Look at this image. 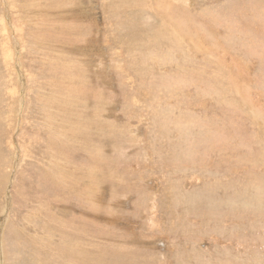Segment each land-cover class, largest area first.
<instances>
[{
  "label": "rangeland",
  "instance_id": "1",
  "mask_svg": "<svg viewBox=\"0 0 264 264\" xmlns=\"http://www.w3.org/2000/svg\"><path fill=\"white\" fill-rule=\"evenodd\" d=\"M0 264H264V0H0Z\"/></svg>",
  "mask_w": 264,
  "mask_h": 264
}]
</instances>
